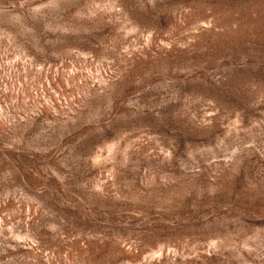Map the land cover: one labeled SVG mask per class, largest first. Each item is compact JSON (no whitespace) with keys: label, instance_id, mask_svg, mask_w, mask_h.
I'll return each mask as SVG.
<instances>
[{"label":"rangeland","instance_id":"1","mask_svg":"<svg viewBox=\"0 0 264 264\" xmlns=\"http://www.w3.org/2000/svg\"><path fill=\"white\" fill-rule=\"evenodd\" d=\"M0 264H264V0H0Z\"/></svg>","mask_w":264,"mask_h":264}]
</instances>
